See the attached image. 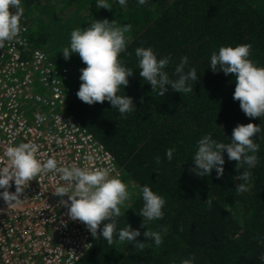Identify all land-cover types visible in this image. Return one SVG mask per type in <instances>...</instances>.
<instances>
[{"label":"trees","instance_id":"obj_1","mask_svg":"<svg viewBox=\"0 0 264 264\" xmlns=\"http://www.w3.org/2000/svg\"><path fill=\"white\" fill-rule=\"evenodd\" d=\"M95 3L21 0L20 26L27 29L28 49H42L58 68L67 70L66 89L71 96L66 114L110 152L121 181L127 185L130 198L115 218L117 230L127 224L141 233L136 241L142 242L143 248L119 242L114 232L112 245L102 237L94 240L76 264H181L191 257L194 264H261L264 116L246 117L232 97L233 74L213 73L208 67L213 51L246 43L251 45L249 59L264 67V0H148L146 5L127 0L124 7L109 0L111 9L98 8ZM102 19L114 20L116 26H132L126 34L125 52L118 57L133 69L119 94L132 98L135 111L124 117L107 101L88 105L78 99L80 69L86 65L78 54L65 60L60 52L68 46L73 29ZM137 47H151L158 59L170 56L166 68L170 75L180 57L187 56V67H195L198 73L193 93L169 89L158 96L153 92L138 75ZM249 122L259 124L261 133L254 137L259 151L255 167L247 169L251 176L246 191L237 192L236 185L245 183L238 175L247 166L236 169V162L229 161L226 153L219 178L215 170L206 177L189 171L203 135L211 133L218 142L229 143L233 128ZM169 148L175 149L170 162L165 159ZM143 185L161 195L165 205L162 219L145 221L142 227ZM145 231L160 232L162 244L157 247L150 236L144 237Z\"/></svg>","mask_w":264,"mask_h":264},{"label":"clouds","instance_id":"obj_2","mask_svg":"<svg viewBox=\"0 0 264 264\" xmlns=\"http://www.w3.org/2000/svg\"><path fill=\"white\" fill-rule=\"evenodd\" d=\"M124 7L127 0H115ZM138 5H146L148 0H136ZM96 7L111 9L109 0H96ZM15 10V11H13ZM21 0H0V47L5 42L18 40L22 30L20 26ZM130 24L116 26L115 21L107 19L94 20L86 28H76L70 33L68 46L60 52L65 60L70 54H78L82 63L86 66L80 69L81 81L76 96L82 102L92 105L103 101L109 102L124 117L135 111L132 98L120 95L122 88L128 84V77L133 69L125 67L118 57L125 52L129 37L126 35L131 30ZM250 44L222 46L218 51L210 54L209 69L216 73L222 70L225 76L233 74L235 82L232 94L233 100L239 101V107L246 117L260 118L264 116V67H258L250 56ZM137 58L138 75L147 82L151 90L158 96H162L171 89L177 93H193V83L198 79L195 67H187L189 59L181 56L175 64L171 75L166 70L171 62L170 56L157 58L151 47H137L134 49ZM187 68V70H186ZM166 85L168 87H166ZM261 133L259 124L249 122L246 125L237 124L231 134L229 143L218 142L212 138V134L203 135L198 141L192 159V167L189 171L197 177H206L215 170L217 178L223 174L226 153L229 161H235V168L240 170L247 166L238 175L245 183L236 185L237 192L246 191V182L251 173L247 169L254 168L257 163L256 153L259 144L254 142V137ZM38 147L32 142H22L18 145L6 147L4 158L0 159V199L6 204L19 200L23 185L33 180L37 175L58 173L61 181L67 186L58 185L54 189V195L64 197L67 201L60 202L67 207V215L70 220L82 222L91 236L99 235L107 242L113 244V234L117 235L119 242L139 245L136 241L141 235L138 229H132L127 225L117 230L116 217L120 215V205L130 198L127 185L118 176L110 175L108 168L89 169L79 166H58V162L49 157L41 160L37 157ZM174 148L165 150V159L169 162L173 158ZM155 162L160 163V157H155ZM11 182V184H10ZM15 186L14 192H9L10 186ZM143 205L139 216L145 221L159 220L164 216L162 211L165 199L147 185L141 187ZM71 193V194H69ZM209 208L211 201H208ZM102 221H108L101 226ZM166 232V228H161ZM144 237H151L154 244L159 247L162 244L160 232L143 233ZM261 264H264V253L259 256ZM181 264H194V257L181 261Z\"/></svg>","mask_w":264,"mask_h":264},{"label":"built area","instance_id":"obj_3","mask_svg":"<svg viewBox=\"0 0 264 264\" xmlns=\"http://www.w3.org/2000/svg\"><path fill=\"white\" fill-rule=\"evenodd\" d=\"M21 29L18 40L0 47V159H5L6 147L32 142L41 160L104 167L121 179L110 152L66 114L68 72L42 49L29 50L27 29ZM58 185L67 183L49 172L25 183L18 201L6 204L0 199V264H76L100 238L99 228L94 239L82 222L69 219L60 202L67 195H54ZM8 191L14 192L15 186Z\"/></svg>","mask_w":264,"mask_h":264},{"label":"rangeland","instance_id":"obj_4","mask_svg":"<svg viewBox=\"0 0 264 264\" xmlns=\"http://www.w3.org/2000/svg\"><path fill=\"white\" fill-rule=\"evenodd\" d=\"M29 22H30V21H28V23H29ZM47 49H48V48L45 47V50H47ZM47 51H48V50H47ZM60 69H61V70H65V71L67 72V70L64 69V68H62V67H60ZM36 92L42 94V91H41V90H38V89H37Z\"/></svg>","mask_w":264,"mask_h":264}]
</instances>
